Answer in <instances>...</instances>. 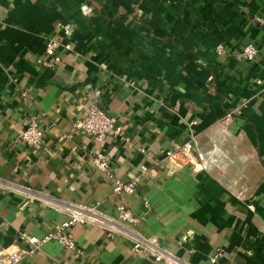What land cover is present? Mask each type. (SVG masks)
I'll return each mask as SVG.
<instances>
[{
  "label": "crops",
  "instance_id": "crops-1",
  "mask_svg": "<svg viewBox=\"0 0 264 264\" xmlns=\"http://www.w3.org/2000/svg\"><path fill=\"white\" fill-rule=\"evenodd\" d=\"M91 104L119 135L73 127ZM32 116L38 145L20 140ZM191 138L192 161L165 155ZM113 177L135 192L113 193ZM122 203L173 264H264V0H0V264L14 251L16 264H165L96 223L67 229L78 251L29 249L70 205Z\"/></svg>",
  "mask_w": 264,
  "mask_h": 264
},
{
  "label": "built area",
  "instance_id": "built-area-1",
  "mask_svg": "<svg viewBox=\"0 0 264 264\" xmlns=\"http://www.w3.org/2000/svg\"><path fill=\"white\" fill-rule=\"evenodd\" d=\"M59 49V42L50 37L45 42V52L52 57V62L57 63L60 59L57 54ZM225 51L224 46L218 44L216 46L217 53H223ZM258 52V48L253 43H247L242 47L241 56L244 59L252 60ZM45 65H50V62H46L42 59H38ZM73 127L78 131H83L92 136V138L101 143L109 136L119 135L121 128L116 124L114 117L108 115L101 108L95 104H91L87 111L78 116L74 122ZM43 139V130L40 127L36 116H32L28 121V124L20 134V140L28 145H38ZM198 151L197 142L195 138H191L185 141L183 144L175 148L173 152L167 151L166 156L173 158L178 162L179 158L192 161L191 152ZM198 158H201L200 154H197ZM94 165L102 171H105L109 176H113V171L110 168L109 160L105 153L102 151L97 152L93 156ZM136 179L124 182L120 179L113 177V193L118 195L130 194L135 192ZM116 212L113 215L106 214L97 208L84 205L68 207V218L61 222L56 231L47 232L41 238L28 237L29 249H35L40 246L41 243L56 240L62 246L69 250H76L77 246L73 238L67 233V229L76 223H96L104 226L108 231L115 230L125 235L132 243L131 250L139 255H149L156 261H164L165 264H173L175 258L159 249L156 245L145 240L139 235L135 234L130 227L137 222V218L131 213L123 203L116 206ZM21 258L19 251H14L9 254L7 264H16Z\"/></svg>",
  "mask_w": 264,
  "mask_h": 264
}]
</instances>
